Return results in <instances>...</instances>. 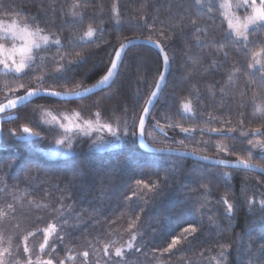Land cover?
Wrapping results in <instances>:
<instances>
[{"label":"trees","instance_id":"trees-1","mask_svg":"<svg viewBox=\"0 0 264 264\" xmlns=\"http://www.w3.org/2000/svg\"><path fill=\"white\" fill-rule=\"evenodd\" d=\"M78 2L80 15L72 17L68 13L74 0H0V22L32 17L61 39V53L55 45L41 52L46 59H37L22 78L5 74L0 65V103L36 87L85 89L106 74L114 49L151 36L165 48L170 69L147 120L146 142L264 167V158L252 149L254 142H264V27L250 29L248 43L237 44L213 1ZM89 25L93 37L82 39ZM161 33L171 38L165 40ZM0 44L11 47L1 37ZM220 44L224 50L217 52ZM253 52L260 53L255 58L260 66ZM59 55L65 59L59 61ZM68 60L80 62L72 65L67 81L54 80L59 63ZM249 63L254 67L249 69ZM93 65L95 70L85 76ZM161 71L158 53L135 45L106 90L65 103L39 98L15 110L14 120L0 123V248L5 264H27L29 259L33 264L37 259L53 264H264V176L138 148L137 123ZM42 75L46 78L38 83L36 77ZM183 103H190L193 112L185 114ZM62 107L102 124L117 123L127 128L128 136L99 150L88 137L71 135L68 140L57 127L39 123L41 109ZM24 126L41 138L16 139ZM181 127L193 131L184 133ZM57 140L70 141L69 155H52ZM137 180L156 187L149 191L137 186ZM225 199L233 205L231 214ZM49 224L56 230L41 251ZM189 225L197 233L164 251L172 236ZM118 248L121 256L115 255Z\"/></svg>","mask_w":264,"mask_h":264},{"label":"snow or ice","instance_id":"snow-or-ice-1","mask_svg":"<svg viewBox=\"0 0 264 264\" xmlns=\"http://www.w3.org/2000/svg\"><path fill=\"white\" fill-rule=\"evenodd\" d=\"M196 3L199 4L200 0H196ZM247 6L251 8V12L248 15H245L242 19L241 17L237 16L234 11H231L233 7L240 8ZM80 7V4L78 0H74V3L72 5V10L68 13V15L72 17H77L80 15L78 11L75 9H78ZM222 9H226L227 11H222L221 15L225 16V19L228 23V30L231 35L235 37V42L239 44L241 41L244 42L246 45L249 41V35H250V29H254L256 27H264V0H260L259 5H257L256 0H237V3L233 6L231 4L227 3V0H225V3L221 4L220 6ZM116 4H113V13L116 12ZM210 12L212 11V7L209 6L208 9ZM143 19V17H141ZM196 21H192V24L195 25ZM0 31L3 32V37L5 41L8 40L11 41V47H5V44H0V65H2V71L5 74L12 73L15 75L16 78H22L23 75H25V69L29 68L31 66L35 65V61L37 59H40L41 61H44L46 59L45 56H41L40 53L44 52L47 53L50 50V47L52 45L56 46L57 54L61 53V39L59 36L56 35L54 32H45V29L40 26L38 23H34V18L28 17L23 20H12L10 24H3L0 22ZM94 29L91 25L87 28V30L83 33V38H91L94 34ZM197 32L200 31L199 28L196 29ZM161 36L168 40L171 37L170 36H164L163 33H161ZM197 42H199V37H194ZM148 41L150 43H155L156 47L159 49V51L163 54V60L164 64L167 65L169 63V57L165 51V48L156 41L152 40V37L149 36ZM71 42V41H69ZM216 47V46H213ZM224 45L220 44L218 47H216L217 52H221L224 50ZM125 48L124 44L120 45L119 49H114L115 56L111 58L110 66L107 67V72L102 78L99 80L97 85H94L93 87H100L102 85H108L109 81L112 79V77L116 74L118 69V61L121 60V51ZM253 58L255 60L256 57L260 55L259 52H253L252 53ZM77 56H79V53H77ZM65 59L64 55H59V61H63ZM80 61H72L68 60L66 63H59V66L56 69V72L53 76L54 80H65L67 81L69 77L67 76V73L73 72L74 69L72 67L73 64H78ZM255 63H259V60H255ZM43 63L39 65V67H43ZM254 67V63H249L248 68L251 69ZM96 66L93 65L92 68H89L84 73L85 76L93 70H95ZM160 79L155 82L156 89H160L161 81L165 79V72L161 71L159 73ZM46 76L42 75L39 77H36L38 83H43ZM231 79V77H229ZM262 80H264V76H262ZM23 87V85H21ZM91 88H85L84 92H79L73 90L71 93H59L54 91H48L45 89H41L39 87H36L34 89H31L27 91L24 95H18L14 99H7V103H0V113H3L6 109H13L16 108L17 105L20 102L23 101H29L30 97H34L39 95L41 92H44L46 95L51 96H62V95H75V96H82L84 93L91 92ZM223 91V89H221ZM158 92L152 91L151 96L149 97L148 103L152 102V98L157 97ZM182 108L184 109L185 114L193 112V108L191 107L190 103H183ZM260 106H257V109L259 110ZM150 109L148 107H145L143 109V115L140 116V129L141 134H143V128L145 123V116L149 113ZM99 115V113H97ZM85 123L90 125V122L86 121ZM171 127H180L177 125H169ZM61 127H64L61 125ZM76 127H79L78 125ZM106 129L108 132H110L113 136H116L117 133L112 129L111 125L104 124L101 126V130ZM22 133L28 134V135H36L33 133L32 129L24 126L21 129ZM65 131H72L70 128H65ZM181 131L184 133H189L193 131L191 128H183L181 127ZM212 132H219L220 129H210ZM231 131V129L229 130ZM18 140H24L26 139L25 136L21 135L17 137ZM62 141L57 140V144H61ZM251 143V141H249ZM71 147V145H69ZM219 147V146H218ZM207 159V157H205ZM237 166H243L244 168H252L254 167L252 164H250L248 161L245 160H239ZM137 186H142L143 188L148 189L149 191H152L156 185L154 183H146L143 180H137L136 181ZM135 195V193H133ZM224 203L227 205V213L231 214L233 211V205L229 203L227 199L224 200ZM262 206H264V202H262ZM11 207V206H9ZM139 219V217H137ZM130 228L135 227V221H133L130 225ZM55 226L52 224L48 225V228L44 229V243L40 245L41 251L45 249V246L49 242L50 235L55 232ZM197 233V228L195 226L189 225L188 227H185L182 230V233L180 236H172L171 242L167 245V248L164 249V251H169L172 249H175L177 245L181 243V241H187L188 235H192ZM135 235H133L132 239L135 240ZM131 246V245H130ZM54 247V246H53ZM224 247V246H222ZM108 246L105 245V255H108L107 252ZM6 251V250H5ZM30 249L25 246L24 252L28 253ZM3 253H0V256H2ZM116 256L122 255L121 249H116L115 252ZM223 255V253H221ZM84 256L87 257L88 253L85 252ZM0 264H4L3 260H0ZM27 264H33V261L29 259L27 261ZM35 264H53L52 260H44L41 261L37 259ZM60 264H63V261H60Z\"/></svg>","mask_w":264,"mask_h":264},{"label":"rangeland","instance_id":"rangeland-1","mask_svg":"<svg viewBox=\"0 0 264 264\" xmlns=\"http://www.w3.org/2000/svg\"><path fill=\"white\" fill-rule=\"evenodd\" d=\"M200 1H213L219 7L221 6V4L225 3V0H200ZM256 2H257V5H259L260 0H256ZM227 3L234 6L237 3V0H227ZM220 9H221V12L227 11L226 9H222L221 7H220ZM231 11H234L235 14L237 16L241 17V19H242L245 15L250 14L251 8H249L247 6L240 7V8L233 7L231 9ZM239 11H242L244 13V15H239V13H238ZM223 18L225 19L224 15H223ZM225 21L227 23L226 19H225ZM2 23L7 25V24H10L11 22H2ZM227 25H228V23H227ZM0 37L2 39H4L2 31H0ZM256 65L260 66L261 60H259V63H256ZM11 98H13V97H10L9 99H11ZM5 101H7V100H5ZM61 103H63V102H61ZM62 109L64 110L63 107H62ZM61 110L53 112L51 110L41 109L39 112V118H38L39 123H41L42 125H45V126L57 127L59 129V131H61L65 135H67L66 138H68V140H69V137L71 135H79L82 137H88L91 139L89 141L90 144L92 143L94 145L93 147H95V149H99V150L104 149V148L106 149V148L114 147L123 138L128 136L127 128L120 126L117 123L115 125H111L112 129L117 133L116 136H113L106 129L101 130V126L104 124H102L100 121H98V120L94 121V120L88 119V118L86 119V118L82 117L81 112H78L75 110H64V111H61ZM11 114L14 115V119H15L16 115H15L14 111ZM11 114H9V115H11ZM14 119H12V120H14ZM86 121L90 122V125L85 123ZM6 122H8V121H6ZM61 125H63L64 127H61ZM77 125L79 127H76ZM65 128H70V129H72V131L66 132ZM11 135L13 136V133ZM21 135L26 137V139H24V140H32V139L39 140L41 138V136H39V135H28V134L22 133V131H21L20 136ZM135 136H136V133H135ZM0 137H1V129H0ZM17 137H19V136H16L15 138L17 139ZM13 138H14V136H13ZM69 145H71L70 141L69 142L64 141L61 144H57L52 150V153H53L52 155L58 156V157L59 156L65 157V156L69 155L71 153V147H69ZM166 149H168V148H166ZM252 149H253L254 155L262 156L264 158V142H262V143L259 141L254 142ZM3 248H4V246H2V251H3ZM0 253H1V248H0ZM0 260H3L2 256H0Z\"/></svg>","mask_w":264,"mask_h":264},{"label":"water","instance_id":"water-1","mask_svg":"<svg viewBox=\"0 0 264 264\" xmlns=\"http://www.w3.org/2000/svg\"><path fill=\"white\" fill-rule=\"evenodd\" d=\"M122 44L125 45V48L121 51V60L118 61L117 72L112 77V79L109 81L108 85H102L100 87H93L94 85L98 84V82H99V80H98L93 85L87 87V88H91L92 91L88 92V93H84V95H82V96H75V95L51 96V95L44 94V92H41L37 96L30 97L29 101L20 102L17 105L16 108L6 109L3 113H0V123L6 122V121H10V120L14 119V115L11 114L13 111H15L18 108L22 107L23 105H25L27 103H30V102H32V101H34L36 99H39V98H50V99L57 100V101H60V102H69V101H73V100H79V99L87 98V97L92 96V95H94V94H96L98 92L106 90L108 87H110V85L115 80L116 75H117V73L119 71V67L121 65V62L123 60V57H124L126 51L130 47L135 46V45L148 46L150 48H153L158 53V55H159V57L161 59V62H162V71L165 72V79L163 81H161V85H160V89L159 90L156 89V84H155V86H154L152 91H157L158 95H157V97L152 98V102L151 103H148L149 97L151 96V93H152L151 92L149 97H148V99H147V102H146V104L144 106V108L148 107L150 109V111L145 116L143 134H141L140 120L137 123V127H136V142H137L138 148L141 151H143L145 153H149V154H164V155H169V156L181 157V158H185V159L192 160V161H195V162H198V163H201V164H205V165H209V166H216V167L225 168V169H232V170L248 171V172L257 173V174H260V175L264 176V167L259 166V165L255 164L253 162L248 161L250 164H252L254 166L252 168H244L243 166H237L238 165V161L239 160H243V159L223 160V159H217V158H213V157L203 156V155L196 154V153H193V152H190V151H186V150L157 148V147L149 145L146 142V140H145V127H146V124H147V120H148V118L150 116V113H151L153 107L155 106V104L157 103V101L159 99V96H160V93H161L163 87L165 86L166 78L168 76L169 69H170V61H169V63L167 65H165L164 64V60H163V54L156 47V44L155 43H150L146 39L134 38V39L128 40V41H126V42H124ZM119 48H120V46L117 49H119ZM114 56H115V53H114ZM159 79H160V76H158L157 80H159ZM27 91H29V90H27ZM48 91H54V90H48ZM54 92L65 93V92H60V91H54ZM79 92H84V89L79 90ZM25 93H23L22 95H24ZM67 93H71V92H67ZM14 98L15 97H13L11 99H14ZM2 103H7V101L2 102ZM9 114H11V115H9ZM143 114L144 113H143V110H142L141 115H143ZM205 157H207V159H205Z\"/></svg>","mask_w":264,"mask_h":264}]
</instances>
